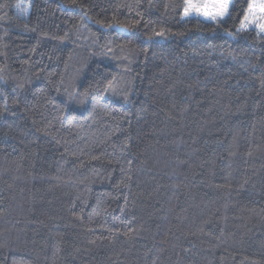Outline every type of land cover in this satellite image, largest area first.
Returning <instances> with one entry per match:
<instances>
[{"label": "trees", "instance_id": "trees-1", "mask_svg": "<svg viewBox=\"0 0 264 264\" xmlns=\"http://www.w3.org/2000/svg\"><path fill=\"white\" fill-rule=\"evenodd\" d=\"M250 1L0 0V264H264Z\"/></svg>", "mask_w": 264, "mask_h": 264}, {"label": "snow or ice", "instance_id": "snow-or-ice-1", "mask_svg": "<svg viewBox=\"0 0 264 264\" xmlns=\"http://www.w3.org/2000/svg\"><path fill=\"white\" fill-rule=\"evenodd\" d=\"M185 4V15H189L191 11H195L205 17L210 16L214 20L217 17H223L228 9L227 0H213L212 3H196L194 0H185ZM257 7L261 13H264V3L259 5L249 4V12H254ZM16 8L21 10L22 13L27 14V8L22 9L20 4H17ZM244 19L247 20L248 16L246 15ZM257 26L264 31V24H259ZM242 27H246V25L242 24Z\"/></svg>", "mask_w": 264, "mask_h": 264}, {"label": "rangeland", "instance_id": "rangeland-1", "mask_svg": "<svg viewBox=\"0 0 264 264\" xmlns=\"http://www.w3.org/2000/svg\"><path fill=\"white\" fill-rule=\"evenodd\" d=\"M194 2H196V3H212L213 0H194ZM227 3H228V9H227L225 15L223 17H217L216 19L224 18L227 15L229 7H230V5L232 3V0H227ZM261 3H264V0H251L250 1V4H255V5H259ZM246 15L248 16V19L245 20L243 18V20L241 22L242 24L246 25V27H243V28H256V29L261 30L257 25L264 24V13H261L259 11L258 7L254 10V12H249V7H248V9H247V11L245 13V16ZM190 16L197 17V18H200L202 20H208V21H213L214 20L210 16L209 17H205L202 14L197 13L195 11H191L189 15H185V13H183V17L184 18H187V17H190ZM242 24H241V26H242Z\"/></svg>", "mask_w": 264, "mask_h": 264}]
</instances>
